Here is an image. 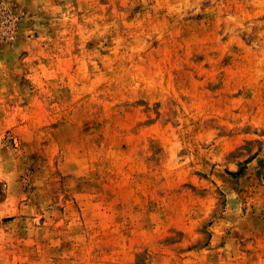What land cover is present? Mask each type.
<instances>
[{"label":"rangeland","instance_id":"374dc122","mask_svg":"<svg viewBox=\"0 0 264 264\" xmlns=\"http://www.w3.org/2000/svg\"><path fill=\"white\" fill-rule=\"evenodd\" d=\"M0 264H264V0H0Z\"/></svg>","mask_w":264,"mask_h":264}]
</instances>
